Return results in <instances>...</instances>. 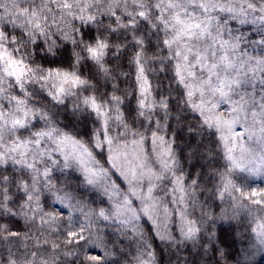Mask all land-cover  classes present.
Instances as JSON below:
<instances>
[{
  "label": "snow or ice",
  "instance_id": "1",
  "mask_svg": "<svg viewBox=\"0 0 264 264\" xmlns=\"http://www.w3.org/2000/svg\"><path fill=\"white\" fill-rule=\"evenodd\" d=\"M258 255L264 0H0V264Z\"/></svg>",
  "mask_w": 264,
  "mask_h": 264
},
{
  "label": "trees",
  "instance_id": "2",
  "mask_svg": "<svg viewBox=\"0 0 264 264\" xmlns=\"http://www.w3.org/2000/svg\"><path fill=\"white\" fill-rule=\"evenodd\" d=\"M242 246L241 245H239V244H237L234 248H233V252L234 253H237V250L239 249V248H241ZM240 256H238V258H239ZM233 264H234V262H233ZM256 264H264V259H261V260H259L258 262H256Z\"/></svg>",
  "mask_w": 264,
  "mask_h": 264
},
{
  "label": "rangeland",
  "instance_id": "3",
  "mask_svg": "<svg viewBox=\"0 0 264 264\" xmlns=\"http://www.w3.org/2000/svg\"><path fill=\"white\" fill-rule=\"evenodd\" d=\"M239 259H243V257L240 256ZM261 259H264V257H261V256L258 255V256L256 257V262H258V261L261 260Z\"/></svg>",
  "mask_w": 264,
  "mask_h": 264
}]
</instances>
